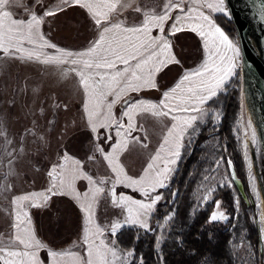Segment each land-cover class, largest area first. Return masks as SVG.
Here are the masks:
<instances>
[{
  "label": "rangeland",
  "instance_id": "374dc122",
  "mask_svg": "<svg viewBox=\"0 0 264 264\" xmlns=\"http://www.w3.org/2000/svg\"><path fill=\"white\" fill-rule=\"evenodd\" d=\"M36 1L19 0L17 3V0H11L4 10L10 11L15 19H30L31 13L34 12L38 17L49 20L50 16H44L45 10L57 7L63 9L62 11H57L56 17L51 21L55 23V30H53L51 37L48 38L44 33L42 26L43 19L39 26L40 34L44 37V40L56 45V48L44 47L37 49L38 51L46 55L55 56L59 55L57 49L78 53L90 46L86 45L82 47L87 37L91 38L96 26L91 25L92 23L90 24L88 21L86 22L79 10L70 9L64 12V10H67L71 6H62L64 4L61 3V0H41V3H36ZM167 2L168 0L152 1V3H155L156 9L161 4L165 5ZM182 7H186L187 11L180 13V16H184L185 13H188V9L192 7L197 8L206 15H210L214 23H216L213 18L215 15L220 16L224 24L230 20L229 17L224 16L222 13H211L206 7L192 4L191 0H183ZM77 13L80 14L78 15ZM76 15L83 16L80 24L83 27L77 28V25L73 24L72 20L77 17ZM188 15L194 16L195 13H188ZM196 23H199V21L182 20L177 26L190 28V25ZM77 31L81 33H77V35ZM184 40L180 41L187 45H193L194 43L189 36H185ZM230 40L239 49L237 38H230ZM39 43H42V41H39L37 38V44ZM23 46L26 49L36 48V45L28 44L27 42ZM126 47L128 48V46ZM193 48L195 46H192ZM118 50L120 51V49ZM203 50L205 52L204 47ZM122 51L125 50L122 49ZM179 51L181 63L189 65V55H192L190 51L185 52L181 46L178 53ZM222 51L226 57L233 55L232 52L226 49ZM111 57L114 58V55L108 56L109 59ZM214 59L218 61V57H214ZM234 64L235 67L232 74L226 78L224 85L217 91V95L221 92L225 93L227 91L225 89L228 86L232 87L234 81L238 83L239 109L236 118L237 136L235 138L238 142V151L243 163L247 201L245 202L241 199L231 182L228 167L219 154L217 138L211 139L203 144L207 147L209 164L203 171L200 181L189 193V204L186 214L191 222L196 213L203 211L207 206L212 204L208 216L209 223L225 222L230 217L232 218L229 251L233 264H264V238H262L261 233L263 226L260 221V208L257 199L259 183L260 189L264 192V156L256 127L251 125L245 113L242 95L245 75L241 68L240 50L239 55L234 60ZM82 67L83 65H74L70 61L64 64L20 61L5 56L0 51V234H3L5 241L11 238L14 207L11 201L14 197L29 193H42L49 196L46 204L42 203L41 207H31V201H26L23 205L32 220V228L35 234L41 239L37 238L47 245L48 248L50 247L49 244L54 248H70L72 251H76L83 256L87 246L81 240L85 214L79 207L80 202L70 195H52L47 191L51 185V177H49L48 172L54 166L65 164L68 171L65 173L64 178L66 181H69L72 179L71 169L74 167L72 160H78L80 162L78 165L79 171L90 176L97 183V186L103 187L105 190L97 197L95 204V222L103 230V235L99 239H96L95 242L99 244L100 240H103L105 244H111L113 241L111 234L112 222H123L127 216V212L125 211L126 206L116 207L112 204L111 190L116 179V174L112 172L108 162L104 159V154L111 152L112 145L121 139V136L117 135V133L120 132L123 138L127 140V147L119 153L118 163L127 176L139 179L150 163L153 164L154 171H159L164 168L166 160L172 159L167 151L168 145H165L166 150H160L161 145L164 144L165 136L168 135V130L174 123L172 116H196L198 119L193 122V127L187 129L180 141L182 146L180 148L179 159L176 160L175 164L169 165L172 171L165 180L167 186L157 188L155 192L150 193L151 197L160 195L161 199L148 214L147 223L149 229L145 230L139 227L126 226L138 228L147 233H153L157 226L156 248L158 249L170 231L176 212L173 210L160 223H153L151 220L153 214H155V207L163 204L165 201L163 192L166 188L170 187L169 184L182 156L183 148H189L195 137L192 136L193 129L199 123L204 124L208 114L212 119V123L218 125L221 120L220 111L206 110L208 102L200 106L203 109V115L197 111H172L166 117H156L150 112H137L134 116L135 127L126 131L128 118L123 116V112L126 110L127 105L133 104L138 100L159 104L155 103L157 100L139 98L132 101L128 99L129 101L126 104L123 103L124 105L120 106L127 99V96L119 103H113L111 108L112 117L118 123H123L125 128H120L118 123H110L108 127H97L96 132L93 133L84 112V101L86 99L84 88L79 82V76L76 74ZM194 68L189 67L188 71ZM94 69L97 70L98 68ZM171 71L174 73L175 70ZM88 73L92 74L93 81H99L100 77L93 75L98 73V71H88ZM171 75L165 74L159 78L163 81L171 79L167 87L169 89L175 86L178 80V77L172 78L173 75ZM130 78L122 77L121 83L124 87ZM159 79L156 80L157 88L159 87ZM133 82L135 83V81ZM190 86L191 84L187 82L184 85V87ZM112 90L113 92H110L103 99L102 112L107 111V105L111 103L109 102L110 100L118 98V92L114 88ZM101 91H104L103 87ZM127 91L137 93L128 89L122 93L125 94ZM169 103L175 105L179 101L173 99ZM163 110L168 111V109ZM98 147L104 150L103 153L97 150ZM158 151L160 152L161 159L153 161L152 157ZM65 154L71 157L72 160L66 161L64 159ZM60 171L61 169L56 167V172L60 173ZM255 174H257V177ZM100 180H104V184H100ZM74 184L76 191L81 193L82 197L85 192H88L89 196H91L89 192L90 185L87 179L78 178L74 181ZM57 187H59V181H57ZM224 189L229 190L232 194L233 214L226 211L223 203L219 200L220 196L218 192ZM115 191L117 197L123 194L134 200H141L146 203L151 202L140 191L133 187H127L124 184L115 185ZM217 202H219V207H217ZM213 212L223 213L227 219L210 222ZM169 217L170 219H168ZM190 222L186 221L185 225ZM182 223L179 224V227L183 229L184 225ZM249 225L255 227L257 230L259 235L258 243L259 241L262 243L261 252L259 251V245L254 244L253 239H250L247 229ZM44 240L48 241L49 244L44 242ZM158 240L159 245H157ZM74 242L76 246H74ZM82 245L83 249L80 248ZM118 254L123 257L122 254ZM39 256L44 264H49V257L45 249L39 251ZM129 261L130 258L128 263ZM117 264H120V262L118 261Z\"/></svg>",
  "mask_w": 264,
  "mask_h": 264
},
{
  "label": "snow or ice",
  "instance_id": "6c2138e0",
  "mask_svg": "<svg viewBox=\"0 0 264 264\" xmlns=\"http://www.w3.org/2000/svg\"><path fill=\"white\" fill-rule=\"evenodd\" d=\"M10 2L11 0H0V51L5 56L20 61H39L44 64H64L70 61L74 65H83L76 74L79 76V82L84 88L86 96L84 112L88 125L93 133L96 132L97 127H108L110 123H118L111 115L112 104L116 101L107 105V111L102 112L101 109L104 97L111 92L115 84L119 83L118 77H123L124 72L114 73L108 81H105V75L96 73L100 79L99 81H93L92 74L88 73L87 70L91 68L114 67L112 61L108 60L106 56L102 57L100 55L101 51L111 53L117 59H121L126 64L128 63L127 59L121 57L119 52L112 48V40L108 39L109 33L113 34V39H115L116 33L132 34L131 36L123 37V41L131 45L132 59H135L137 55L141 54L140 50L145 48V45L147 46L145 50H152L147 58H142L135 65V69L140 70L142 74L137 75L134 69L125 89H121V93L126 89L138 91L142 88H157L155 80L156 73L160 72L170 63H179L174 56L170 55L171 44L169 40L163 36L153 38L150 36V33L152 28H159L161 32H164V24L170 19L169 12L174 8H180L183 12V8H181L183 0H168L161 14L144 12V19L139 26L124 27L122 23H112L108 27H103V30L99 33V39L85 51L73 53L64 49H57L59 55L55 56L46 55L37 50L44 47L56 48V45L44 40V37L40 34L39 26L42 23L43 17H38L33 12L30 15V19H15L10 11L4 10ZM18 2L19 0H17ZM37 3H41V0H37ZM61 3L67 5L69 0H61ZM191 3L206 7L211 13H222L224 16L230 18V12L226 8V0H191ZM71 4L79 5L81 8L86 9L91 14L97 27L102 25V21L104 23L109 22L110 14L117 10L118 5L121 7H131V4L127 0H71ZM62 10L60 7L45 10L44 16H52L57 11ZM134 11L140 12L141 9L137 7ZM188 13H195V15L190 16ZM188 13H185L184 16H176V22L173 23L170 34L175 35L177 32L183 30L182 27L177 26L182 20L199 21V23L190 25V30L196 32L203 38L206 52L204 62L197 68L186 71L175 86L163 93V99L160 100L159 104L138 100L133 104L127 105L126 110L123 112V116L128 118L126 131L135 127L134 116L137 112H150L156 117H166L172 111H197L203 115V109L200 106L210 102L217 95V91L224 85L226 78L232 74L233 68L235 67L234 60L239 55L237 45L214 23L210 15H206L204 12L192 7L188 9ZM133 37H135L138 43L132 42ZM142 37L144 38L142 39ZM37 38L42 43L37 44ZM25 42L36 45V48L26 49L23 46ZM105 43L109 45L107 49L103 48ZM117 46L128 51V48L120 41H117ZM225 49L232 52L233 55L226 57L222 51ZM214 57H218V61ZM146 68L148 69L147 72H145ZM124 71L127 72L128 69ZM186 82L191 84V86L184 87ZM102 87L108 91H101ZM119 95L120 93H117V97ZM173 99L178 100L179 103L175 105L170 104L169 102ZM163 109H168V111H164ZM197 119L196 116H172L174 123L168 130V135L165 136L164 144L161 145L160 149L164 151L166 150L165 145H168L167 151L172 159L166 160L164 168L159 171H154V166L150 163L139 179H133L127 176L118 163L119 153L127 147V140L123 138L120 132L117 133V135L121 136V139L112 145L111 152L104 154V159L108 162L112 172L116 174V179L111 190L112 204L116 207L126 206L125 211L127 212V216L123 222H112L111 234L113 237H116L118 231L126 226L139 227L145 230L149 229L147 223L148 214L161 199L160 195L151 197L150 193L155 192L157 188L167 186L165 180L172 171L169 165L175 164L176 160L179 159L180 148L182 146L180 141L187 129L192 128L193 122ZM118 126L125 128L123 123H118ZM97 150L102 153L104 151L99 147ZM64 159L66 161L72 160L67 154H65ZM159 159L161 157L158 151L152 157V160L156 161ZM72 164L74 165L71 169L72 179L69 181H66L64 178L65 173L68 171L65 164L54 166L48 172L49 177H51V185L47 191L52 195L67 194L80 202L79 207L85 214L81 237L82 243L87 246L85 254L82 256L70 248L60 251L53 250L37 238L32 228V220L23 205L24 202L31 201V207H41L42 203H47L49 196L42 193H29L16 196L11 201L14 206L13 223L11 225L13 231L11 238L7 241L3 239V234H0V264H43L39 256L41 249H47L49 264H117L118 261L120 264H128V260L133 253L128 251L121 257L118 254L115 240L111 244H105L103 240H100V243L96 244L95 240L103 235V230L95 222V204L97 197L105 190L103 187L97 186V183L90 176L79 171L78 165L80 162L78 160H72ZM230 164L231 162H229ZM56 167L61 169L60 173L56 172ZM78 178L88 180L91 196H89L88 192H85L82 197L81 193L76 191L74 181ZM57 181H59V187H57ZM99 183L104 184V180H100ZM118 184L133 187L140 191L146 199H150L151 202L146 203L141 200H134L123 194L117 197L115 185ZM217 207H219V202H217ZM223 219H227L223 213L213 212L210 217V222ZM261 233L262 238H264V229H261ZM157 245H159V240L157 241ZM74 246H76L75 242Z\"/></svg>",
  "mask_w": 264,
  "mask_h": 264
},
{
  "label": "trees",
  "instance_id": "16d2710c",
  "mask_svg": "<svg viewBox=\"0 0 264 264\" xmlns=\"http://www.w3.org/2000/svg\"><path fill=\"white\" fill-rule=\"evenodd\" d=\"M70 9L79 10L84 16L85 21L91 24L90 20L78 7L71 6L67 10H64V12ZM83 16H77L72 20L73 24L77 25V28L83 27V25H80ZM55 17L56 15L50 16L49 20L47 18L43 19V30L48 38L53 35V30H55V23L51 22ZM213 18L230 38H237L235 29L230 20L226 21L225 25L220 16L215 15ZM77 33L80 34L81 32L77 31L76 34ZM94 35L95 32L91 38L87 37L82 47L91 43ZM174 51L177 54V48L176 50L174 48ZM189 67L190 66L180 63L172 67V70L176 71L174 72L175 74L180 75ZM167 72L169 71L165 73ZM158 84L159 87L157 89L129 95L120 106L126 104V102L129 101L128 99L131 101L139 98L159 99L162 91L169 86V83L161 84L159 79ZM237 86L238 83L234 81L232 87L228 86L225 89L227 90L225 93H219L206 105V110L211 109L220 111V123L214 125L208 114L204 124L199 123L196 125L192 132V136L195 137L191 142V146L187 149L185 147L173 174L170 187L166 188L163 192L165 201L163 204H159L155 207V214H153L151 220L153 223H160L162 219L173 210L176 212L174 220L171 223L170 231L159 248H156L158 234L157 226L153 233H147L138 228L125 227L117 233L116 237H112L113 240L116 241L118 253L123 256L128 251L133 253L128 264H233L229 251L232 218L230 217L229 220L225 222L209 223L208 216L211 210V204L203 211L196 213L190 222L186 210L189 204V193L200 181L203 171L209 164L207 147L203 144L211 139L217 138L221 158L226 165L228 161L232 163L237 178L242 182L244 191H246L243 163L238 151V142L235 138V136H237L236 118L239 109V91ZM218 194L220 196L219 200L223 203L226 211L233 214L234 208L231 192L224 189L219 191ZM179 221L183 222V229L179 227L181 223H179ZM186 221L190 223L185 225ZM247 229L250 239H253L252 241L254 244H258L259 235L256 228L249 225Z\"/></svg>",
  "mask_w": 264,
  "mask_h": 264
},
{
  "label": "crops",
  "instance_id": "0c3cea01",
  "mask_svg": "<svg viewBox=\"0 0 264 264\" xmlns=\"http://www.w3.org/2000/svg\"><path fill=\"white\" fill-rule=\"evenodd\" d=\"M152 1L153 0H127V2L131 4V7H121V6L118 5L117 10L114 13L110 14L109 22L108 23H104L102 21V25L100 27L96 26L94 19L92 18L91 14L86 9L81 8L79 5L71 4V0H69V3L67 5L64 4L62 6H75V7L80 8L82 10V12L86 15V17L90 20L92 25L96 26L94 38L91 41V43L88 44V45L91 46L97 39H99V33H100V31L103 30V27H108L112 23H122V26H124V27L139 26L142 23L143 19H144V12H149V13L154 12L156 14H161L162 11L164 10V4H161L156 9V6H154L155 3H152ZM36 3H37V1H36ZM137 7H139L141 9L140 12L134 11V9L137 8ZM182 8H183V12L180 10V8H178V9L172 10L171 13H169L170 19H168L165 22V24H164V32H161L159 28H152V30H151V33H150L151 37L154 38V37L163 36V37H165V38H167L169 40V42L171 44V53H170V55L174 56L176 58V60L179 61V63H170V64H168L160 72L156 73L155 80H158L160 77H162V75L172 74L173 75L172 78L178 77V80H177V82H178L180 80V78L185 74V72L188 71L189 68L184 70L181 73V75H177V74H175V73H173L171 71L172 67H174L175 65H179L181 63V61L179 59L180 57L178 56V54H180V51L178 53V50H180V46H181V48H184L185 52L190 51V53L192 54V55H189L190 56V61H189V65H187V66L197 68L199 65H201L204 62V60L206 58L205 57V52L203 50V47H204L203 38L200 37L196 32L191 31L190 28L182 27L183 28L182 31L177 32L175 35H171L170 34L171 25H173V23L176 22L175 21L176 16L179 15L180 13H184V12L187 11L186 7H182ZM131 35L132 34H130V33H116L115 34V39H113V34L112 33L108 34V39L112 40V45H111L112 48L116 49L119 52V55L121 57H124L125 59L128 60L127 64L124 63L121 59H117V57L115 55H114V58H112L113 57L112 56L111 59H109L108 56H110L112 54L111 53H105V52L101 51L100 55L102 57L106 56V58L108 60L112 61L114 63V67H112V68L101 67V68H98L97 70H95L94 68H91V69H88V71H92V72L93 71H98V73L105 75V81H108L109 78L116 72H124V74H125L124 76L125 77H131L132 71L135 69V65L142 58H147V56L152 51L151 49L145 50L147 48V46L145 45V48H142L140 50L141 54L137 55L135 59H132L131 58V54H132L131 45L128 42H124L123 41V37L124 36H131ZM185 36H189L193 40V42H194L193 45L192 44L187 45V44L183 43L182 41H180V40H184ZM143 38L144 37H142V39ZM117 41H120V42L124 43L125 47L128 46V51H126V52L122 51V48H119L117 46ZM132 42L138 43V41L135 40V37L132 38ZM184 42H185V40H184ZM192 46H195V48L192 49ZM89 47L82 49V51H85ZM108 47H109L108 43H105L103 45L104 49H107ZM117 48L120 49V51ZM174 48H175V50L177 48V54L174 51ZM125 69H128V71L125 72L124 71ZM135 70L137 72V75H141L142 74L140 72V70H138V69H135ZM147 70L148 69L146 68L145 72H147ZM166 71H169V72L165 73ZM174 72H176V71H174ZM93 75H96V74H93ZM118 80H119V83L115 84V86L113 88L115 89L116 92L120 93V95L115 100H110L109 102H111V103L113 101H116V102L119 103L125 97L133 94V93L128 92V91H127L128 93L126 92L125 94L121 93V89H123L125 87L121 83L122 77H118ZM170 80L169 79H165L164 81L160 80V82H161V84H162V82H164V84H167V83L170 82ZM151 90H153V88H142V89H140L138 91H133V92L140 93V92H149ZM167 90H169V88H166L164 91H162V93L160 95V98L157 99V102H155V103H159L160 100L163 99V93L165 91H167ZM104 91H107V89L104 88ZM111 92H113L112 89H111ZM129 93H131V94H129ZM149 100H153V99H149ZM37 237L40 238L38 235H37ZM44 242L49 244L48 241H46V240H44ZM80 243H78V244H80ZM49 246H50L49 248H51L53 250H57V251L63 250V249H60V247L59 248L58 247L54 248L50 244H49ZM80 248L83 249V245ZM45 251L47 252V249H45Z\"/></svg>",
  "mask_w": 264,
  "mask_h": 264
},
{
  "label": "water",
  "instance_id": "95a60500",
  "mask_svg": "<svg viewBox=\"0 0 264 264\" xmlns=\"http://www.w3.org/2000/svg\"><path fill=\"white\" fill-rule=\"evenodd\" d=\"M230 21L236 32L241 68L255 102L256 132L264 156V0H226ZM227 162L231 182L243 201H247L242 182L232 163ZM259 251L262 243L259 241Z\"/></svg>",
  "mask_w": 264,
  "mask_h": 264
},
{
  "label": "bare ground",
  "instance_id": "6f19581e",
  "mask_svg": "<svg viewBox=\"0 0 264 264\" xmlns=\"http://www.w3.org/2000/svg\"><path fill=\"white\" fill-rule=\"evenodd\" d=\"M243 84H244V88L242 91L243 92L242 95H243V104L245 108V113L251 125L256 127L257 117L255 113V102H254V97L252 95L250 85L246 77L244 78ZM255 176L257 177V174H255ZM259 184H258V193H257L258 198L257 199L259 201V208H260V221L264 229V192L260 189Z\"/></svg>",
  "mask_w": 264,
  "mask_h": 264
},
{
  "label": "flooded vegetation",
  "instance_id": "af4514ba",
  "mask_svg": "<svg viewBox=\"0 0 264 264\" xmlns=\"http://www.w3.org/2000/svg\"><path fill=\"white\" fill-rule=\"evenodd\" d=\"M191 146V145H190ZM195 146V145H194ZM194 148V147H193ZM185 150V148H183V150H182V153H183V151ZM171 183V182H170ZM170 185V184H169Z\"/></svg>",
  "mask_w": 264,
  "mask_h": 264
}]
</instances>
